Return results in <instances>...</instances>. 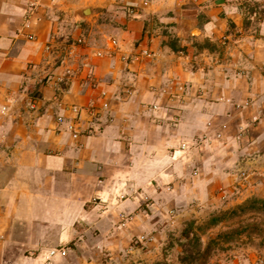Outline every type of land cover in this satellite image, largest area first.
<instances>
[{
	"label": "crops",
	"instance_id": "crops-1",
	"mask_svg": "<svg viewBox=\"0 0 264 264\" xmlns=\"http://www.w3.org/2000/svg\"><path fill=\"white\" fill-rule=\"evenodd\" d=\"M141 48L154 57L121 61ZM262 153L264 0H0V264H87V237L157 251L192 202L264 174Z\"/></svg>",
	"mask_w": 264,
	"mask_h": 264
},
{
	"label": "rangeland",
	"instance_id": "rangeland-1",
	"mask_svg": "<svg viewBox=\"0 0 264 264\" xmlns=\"http://www.w3.org/2000/svg\"><path fill=\"white\" fill-rule=\"evenodd\" d=\"M254 7L251 5V10ZM258 170L260 169L254 168L242 171L241 178L245 186L239 194L237 191L236 195L225 192L219 201L210 206L192 202L194 208L198 210L196 216L184 225L168 231L164 243L159 245L157 251L151 249L152 246L148 242H136L138 237L128 244L120 241L117 249L115 244L107 242L105 238L103 241L93 243L92 238L89 240L87 237L85 245L88 251L91 249L92 252L88 254L91 259L86 261L87 264L91 262L96 264H255L258 261L264 263V207L262 204L253 206L254 200H264V195L253 192L256 185L260 186L262 183L261 186L264 187V174H259ZM260 178L263 180L261 181ZM248 188L253 190L250 194H245ZM242 192L245 196L241 195ZM238 196L243 199L241 202L228 205ZM236 209L238 210L236 214L231 212ZM225 211L229 212L226 219L217 225H208L213 216ZM191 222L195 223L194 229L202 242V252L198 256L193 252L192 247H188L192 252H184L183 248L187 240L182 233ZM150 251L152 256L140 259ZM94 256H96L95 260ZM134 256L139 260L134 261Z\"/></svg>",
	"mask_w": 264,
	"mask_h": 264
},
{
	"label": "built area",
	"instance_id": "built-area-1",
	"mask_svg": "<svg viewBox=\"0 0 264 264\" xmlns=\"http://www.w3.org/2000/svg\"><path fill=\"white\" fill-rule=\"evenodd\" d=\"M131 13H135L134 9H131L130 10ZM29 14H31V12H29ZM26 26L29 25V21L27 20L26 23H25ZM29 39L33 40L34 39V35L30 34L29 35ZM79 42H83L82 39L78 40ZM118 49V41L117 40H112L111 42V48H110V55L111 56H114L116 54V51ZM47 50H51V46L48 45L47 46ZM96 55L98 57H103L105 55L104 52L102 51H98L96 52ZM154 52L149 49V48H141L139 49L136 53H134L133 55H127V54H122L120 56V59L122 62L130 65L132 63H137V62H142L144 61L145 59H151L154 57ZM74 72V69L72 67H68L66 69V73L68 75H72ZM100 97L102 99V107L103 108H109L110 107V101L108 99V92L107 91H102L101 94H100ZM30 109L31 110H37L38 109V103L36 101H32L30 102V105H29ZM154 110H158L160 109V105H153L152 107ZM70 110L71 112H73L74 114H78L80 115L83 111L82 107L78 106V105H72L70 107ZM2 111L3 112H6L7 111V107L6 106H3L2 107ZM57 125L58 127L60 126H65V129H67L71 136L74 138V139H78L81 134H82V131L79 127V122H78V119L75 120V119H71L70 121L67 119V116L65 114H60L57 116ZM224 129L227 128L226 125L223 126ZM222 136V133L221 132H218L217 133V137H221ZM198 142L199 141H194V142H189V141H185L183 142L181 145H180V150L182 151H185V150H190L194 147H196L198 145ZM153 240V237L152 236H146V235H141L137 238L136 242H148V241H152ZM68 255V249L67 247H64V246H60V247H54V248H51L49 250V256L48 258L49 259H53V258H56V257H67Z\"/></svg>",
	"mask_w": 264,
	"mask_h": 264
},
{
	"label": "trees",
	"instance_id": "trees-1",
	"mask_svg": "<svg viewBox=\"0 0 264 264\" xmlns=\"http://www.w3.org/2000/svg\"><path fill=\"white\" fill-rule=\"evenodd\" d=\"M254 204L253 206H257L258 204H262V206L264 207V200H259L256 199L253 201ZM242 208V206L240 207ZM237 209L234 211H231L232 213L236 214L237 213ZM230 212V213H231ZM228 211H225L224 213L220 214V215H216L213 216L210 221L209 224L210 226H214L217 225L219 222H221L223 219H226L225 217L228 215ZM194 222L189 223L186 228L183 230V236L184 238H186V243L183 244V248H184V252H188L192 250H189V246L192 247L193 252H195V254L198 256L199 254H201L202 252V242H201V238L199 236V234L195 231L194 229Z\"/></svg>",
	"mask_w": 264,
	"mask_h": 264
},
{
	"label": "water",
	"instance_id": "water-1",
	"mask_svg": "<svg viewBox=\"0 0 264 264\" xmlns=\"http://www.w3.org/2000/svg\"><path fill=\"white\" fill-rule=\"evenodd\" d=\"M221 2H223V1H221Z\"/></svg>",
	"mask_w": 264,
	"mask_h": 264
}]
</instances>
